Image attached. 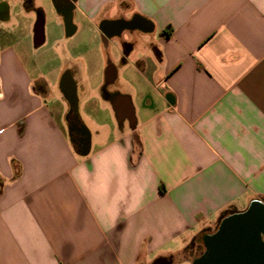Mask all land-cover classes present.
I'll return each mask as SVG.
<instances>
[{
    "label": "crops",
    "instance_id": "crops-1",
    "mask_svg": "<svg viewBox=\"0 0 264 264\" xmlns=\"http://www.w3.org/2000/svg\"><path fill=\"white\" fill-rule=\"evenodd\" d=\"M72 1L83 151L64 62L36 63L17 2L3 19L0 264H193L223 213L264 207V0ZM133 17L148 28L96 40Z\"/></svg>",
    "mask_w": 264,
    "mask_h": 264
},
{
    "label": "flooded vegetation",
    "instance_id": "flooded-vegetation-1",
    "mask_svg": "<svg viewBox=\"0 0 264 264\" xmlns=\"http://www.w3.org/2000/svg\"><path fill=\"white\" fill-rule=\"evenodd\" d=\"M10 1L17 2V6H21L23 11H28L29 8L33 5L35 0H0V20L2 21L6 17L8 18L9 13L13 7L10 4ZM56 13L59 18V25H61L64 29V34L66 39H72L76 27L74 25V19L72 15L73 1L72 0H52ZM16 6V7H17ZM27 31L31 34L34 42H41L43 37H45V22L41 16H37L35 21L26 22ZM148 25L142 21L139 17H133L129 20L125 19H117V20H103L99 23V36H100V45H104L107 47L109 40L112 37L120 36L125 31L133 32L139 29H147ZM2 35V33L0 34ZM34 43V44H35ZM123 46L125 49H129L132 46L124 43ZM74 53V52H73ZM73 58V57H72ZM64 67L61 69L59 85L64 93V99L67 106V115L66 122L70 129V137L73 143H76L80 146L82 151L86 148L88 135L87 131L82 124L80 117L77 113V106L75 101V96L73 93V83L72 77L77 76L78 67L74 64L72 60H68L64 62ZM33 70L38 71L36 69V64L33 63ZM38 73V72H37ZM34 91L38 94L46 95L47 83L43 80L35 81ZM216 234H219V226H217L212 234L205 236L203 239L204 250L199 255L203 257L207 252V240Z\"/></svg>",
    "mask_w": 264,
    "mask_h": 264
},
{
    "label": "water",
    "instance_id": "water-1",
    "mask_svg": "<svg viewBox=\"0 0 264 264\" xmlns=\"http://www.w3.org/2000/svg\"><path fill=\"white\" fill-rule=\"evenodd\" d=\"M264 208L228 219L219 234L207 240V252L195 264H264Z\"/></svg>",
    "mask_w": 264,
    "mask_h": 264
},
{
    "label": "rangeland",
    "instance_id": "rangeland-1",
    "mask_svg": "<svg viewBox=\"0 0 264 264\" xmlns=\"http://www.w3.org/2000/svg\"><path fill=\"white\" fill-rule=\"evenodd\" d=\"M13 12L16 17L15 22L17 23V29H19V31L21 32L22 30L27 29L25 28V25L27 24H25L24 22H33L36 20L37 16H41L43 18V21L45 22V38L41 42L36 44L38 49L34 48L35 46L33 45V43L35 42L32 38H30L27 43V45L30 46L29 48L32 51L34 60H36V63L38 62L37 64H39V62H45L48 60V65L56 64L59 66L63 64V62L71 60L70 58L76 57V55L73 53L72 45H74V43H77L79 38H72L69 40L66 39L64 29L61 25H59V18L52 0H35L28 11H23L21 6H17L14 8ZM5 21H9V18ZM0 23H4L2 25L0 24V34L2 33V35L7 33L12 27L15 26L13 20H10V22L8 23L0 20ZM94 30L96 31V29ZM95 35L96 40L100 43L101 39L98 31L95 32ZM16 39L17 38L7 39V37L2 38L0 36V48L5 46V44H14V41ZM41 70L43 71L44 67H41ZM132 76L133 75L131 74L129 80L132 79ZM214 229L215 227L212 228L211 231H214ZM191 250L193 251L192 254L196 255H200L203 252L204 246L201 239L193 244ZM175 264L186 263L185 261H183V259H176Z\"/></svg>",
    "mask_w": 264,
    "mask_h": 264
},
{
    "label": "trees",
    "instance_id": "trees-1",
    "mask_svg": "<svg viewBox=\"0 0 264 264\" xmlns=\"http://www.w3.org/2000/svg\"><path fill=\"white\" fill-rule=\"evenodd\" d=\"M255 204L254 203L251 205V207H253ZM259 205V204H258ZM251 207L249 208V210L251 209ZM264 208V207H263ZM247 212V211H246ZM244 212V213H246ZM244 213H235V211H227L225 213H223V215L221 216L220 222H219V230L221 229V227L223 226V224L230 218L239 216V215H243ZM193 244H195V242H192L191 245L187 248V251L190 250L193 247ZM201 257H198L193 264H195V262L200 259Z\"/></svg>",
    "mask_w": 264,
    "mask_h": 264
}]
</instances>
